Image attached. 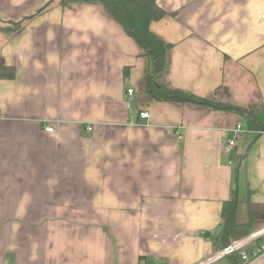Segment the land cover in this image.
I'll return each instance as SVG.
<instances>
[{
    "label": "crops",
    "instance_id": "1",
    "mask_svg": "<svg viewBox=\"0 0 264 264\" xmlns=\"http://www.w3.org/2000/svg\"><path fill=\"white\" fill-rule=\"evenodd\" d=\"M156 1L184 100L148 91L151 58L105 6L0 0V264H197L234 192L264 203V130L223 149L242 108L264 127V0Z\"/></svg>",
    "mask_w": 264,
    "mask_h": 264
},
{
    "label": "trees",
    "instance_id": "2",
    "mask_svg": "<svg viewBox=\"0 0 264 264\" xmlns=\"http://www.w3.org/2000/svg\"><path fill=\"white\" fill-rule=\"evenodd\" d=\"M61 2L64 5L86 2L105 6L151 58L152 74L148 78V91L157 100L185 99L186 93L173 88L165 76L166 55L171 45L151 30V23L163 18L168 13L156 0H61ZM13 75L12 70L0 65V78H9ZM219 94H226L228 97L229 91L225 87H220L216 90V95ZM206 103L215 107L225 106L221 100L218 102L206 100ZM242 110L248 120L249 130H264L263 125L258 122L259 108H256V105L242 108ZM236 195L234 192V196L232 195V198L224 203V225L218 235L223 247L264 224V203L247 201L246 204H242ZM242 209L245 211L243 219L240 218L239 212Z\"/></svg>",
    "mask_w": 264,
    "mask_h": 264
},
{
    "label": "built area",
    "instance_id": "3",
    "mask_svg": "<svg viewBox=\"0 0 264 264\" xmlns=\"http://www.w3.org/2000/svg\"><path fill=\"white\" fill-rule=\"evenodd\" d=\"M264 18V15H263ZM127 93L129 95V104L131 105L132 95L134 93L133 89H128ZM142 119L149 118V112L143 111L140 113ZM91 129V127H89ZM49 131H53V128H48ZM247 129L242 123H237L233 127V134L229 136L226 142L223 144V149L227 152L231 151L235 145L245 138ZM229 255H237L241 264H251L252 261L258 257L264 255V224L259 228L253 230L252 232L234 240L230 244L222 247L218 250L208 261L206 259L197 264H209V262L216 261L223 257ZM147 264H157L155 262H148ZM164 264V263H161Z\"/></svg>",
    "mask_w": 264,
    "mask_h": 264
},
{
    "label": "rangeland",
    "instance_id": "4",
    "mask_svg": "<svg viewBox=\"0 0 264 264\" xmlns=\"http://www.w3.org/2000/svg\"><path fill=\"white\" fill-rule=\"evenodd\" d=\"M5 21H7V20H6L4 17H0V28H1V29H4V30H5L6 28H9V26H10V25H9L7 22H5ZM240 119H241V118H240ZM241 121H242L243 125H245V124L247 123V119H246V118H242ZM247 134H248V131H247ZM239 212H240V215H241L240 218L243 219V218H244V212H245L244 209L239 210ZM262 225H263V224H262ZM262 225H261V226H262ZM259 227H260V226H259ZM259 227H257V228H259ZM257 228H255V229H257ZM255 229H253V230H255ZM253 230H252V231H253ZM252 231H250V232H252ZM250 232H249V233H250ZM245 235H246V234H245ZM243 236H244V235H243Z\"/></svg>",
    "mask_w": 264,
    "mask_h": 264
}]
</instances>
